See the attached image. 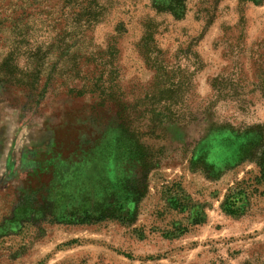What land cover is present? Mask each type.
<instances>
[{
  "label": "rangeland",
  "instance_id": "obj_1",
  "mask_svg": "<svg viewBox=\"0 0 264 264\" xmlns=\"http://www.w3.org/2000/svg\"><path fill=\"white\" fill-rule=\"evenodd\" d=\"M263 155L264 0H0V264H264Z\"/></svg>",
  "mask_w": 264,
  "mask_h": 264
},
{
  "label": "trees",
  "instance_id": "obj_2",
  "mask_svg": "<svg viewBox=\"0 0 264 264\" xmlns=\"http://www.w3.org/2000/svg\"><path fill=\"white\" fill-rule=\"evenodd\" d=\"M205 139H202L201 142H203ZM201 142L198 144V147L200 146ZM203 149V147H201ZM198 152V151H197ZM195 153L193 156V160H197L198 153ZM252 153V151H251ZM257 163L260 166L264 167V155L262 158H257ZM249 188H247L245 185H240L237 188L232 189L229 192L228 197L225 201V213L229 216H237L242 214L246 210V206L248 205L249 201ZM196 217L199 219L201 217V214L198 212L196 213ZM204 223L203 220L199 219L195 221V224H202Z\"/></svg>",
  "mask_w": 264,
  "mask_h": 264
}]
</instances>
